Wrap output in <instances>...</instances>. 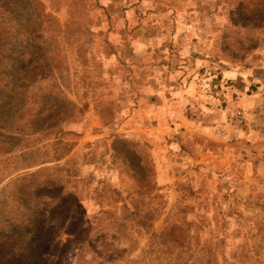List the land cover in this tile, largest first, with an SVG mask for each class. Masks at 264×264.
I'll return each instance as SVG.
<instances>
[{"label":"rangeland","instance_id":"obj_1","mask_svg":"<svg viewBox=\"0 0 264 264\" xmlns=\"http://www.w3.org/2000/svg\"><path fill=\"white\" fill-rule=\"evenodd\" d=\"M180 1L0 0V264H264V138L229 126L240 106L132 131L146 73L110 34L129 7L165 39L185 16L203 71L264 65V0Z\"/></svg>","mask_w":264,"mask_h":264},{"label":"crops","instance_id":"obj_2","mask_svg":"<svg viewBox=\"0 0 264 264\" xmlns=\"http://www.w3.org/2000/svg\"><path fill=\"white\" fill-rule=\"evenodd\" d=\"M180 3L188 4L183 0ZM102 5L106 8L112 7L111 4ZM144 5L137 6L139 13L145 9ZM136 15L135 7H129L128 10L116 14L118 28L115 33H110L111 36H116L114 37L115 56L122 62L136 64L132 67L146 73V80L131 78L133 87L136 89L137 85L139 88L141 87V92L135 96L137 110L132 109L133 114L137 113L136 116H133L136 127L132 131L154 130L156 128L153 126L154 122L161 121V114L169 116L170 119L181 120L177 112L172 110L178 111L182 107L187 108L189 104L193 107L203 104L206 111L209 112L210 109L211 112L212 110L214 112V103L217 106L220 103H227L225 109L230 110L234 106L244 109L252 108L259 102H263L264 65L261 70L257 69L248 73L226 70L215 71V74L214 68H210V72L203 71L204 61L192 57L197 52L196 44L190 42L186 37L185 30L179 27L181 22L186 19L185 16L176 14L177 33L173 37L165 39L161 33L153 36L145 34V30L136 24L138 20ZM188 19L193 21L192 17ZM126 26H131L130 34H125ZM124 41L125 43H123ZM165 41L169 44L165 45ZM204 72L208 76L207 78L203 76ZM156 73H168L169 78L166 76L167 79L158 83V80H154ZM171 78L173 79L171 80ZM156 89L160 91L157 93ZM206 89L211 93L210 100L205 92ZM214 93L217 95L216 98H214ZM164 99L167 101L166 103L163 102ZM160 101L161 105H159ZM142 105L147 106L143 108ZM154 112L159 113L160 116L154 117L152 115ZM181 123H183V128H191L198 121L192 123L185 119Z\"/></svg>","mask_w":264,"mask_h":264},{"label":"built area","instance_id":"obj_3","mask_svg":"<svg viewBox=\"0 0 264 264\" xmlns=\"http://www.w3.org/2000/svg\"><path fill=\"white\" fill-rule=\"evenodd\" d=\"M229 126L241 132H252L264 138V102L249 109L234 108L229 116ZM226 130L223 126L216 129L217 136H224Z\"/></svg>","mask_w":264,"mask_h":264}]
</instances>
